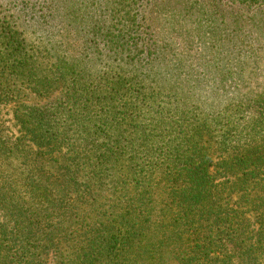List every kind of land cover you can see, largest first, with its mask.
<instances>
[{
  "label": "trees",
  "instance_id": "16d2710c",
  "mask_svg": "<svg viewBox=\"0 0 264 264\" xmlns=\"http://www.w3.org/2000/svg\"><path fill=\"white\" fill-rule=\"evenodd\" d=\"M8 6L0 106L60 98L21 104L23 138L0 127V157L22 160L0 171V264H235L218 227L240 220L217 204L208 145L222 133V173L264 171V0ZM255 208L261 236L264 198Z\"/></svg>",
  "mask_w": 264,
  "mask_h": 264
},
{
  "label": "rangeland",
  "instance_id": "374dc122",
  "mask_svg": "<svg viewBox=\"0 0 264 264\" xmlns=\"http://www.w3.org/2000/svg\"><path fill=\"white\" fill-rule=\"evenodd\" d=\"M12 2L13 0H0V15L14 13V11H9L10 7L8 6V4H12ZM24 94L25 95L22 96L20 102L18 100L17 102L3 104L0 106L1 131H3L5 137H10L13 139V141L25 136L23 130L18 125L15 118L17 111H19V108H21V104H25L26 106L30 107L34 106L46 108L50 107L57 99L60 98L59 95H56L52 98L42 99L30 91H25ZM221 135L222 133L220 132L213 133V142L208 145L212 157L211 172L213 174L214 181L213 194L215 195L217 204L219 206L232 210L234 212L233 215L237 216L240 220L239 225L235 226L234 231L230 229V225L228 223L224 225L221 224L218 227L220 231V237L225 242H228V244H226L228 249L227 254H229L231 256L230 258H233L235 264H237L238 261L239 263L242 262L244 257H257L259 255L258 248L264 244V233L263 235L259 236L260 226L259 224L257 225V219L255 218V214H253V211L257 210L255 206L259 203V199L264 198V171L258 174L256 178L249 180L246 177H244L242 180H239L236 178V176L222 173L220 169L222 153L220 152L219 147H217L218 141L220 140L219 136ZM77 139L78 137L75 138L74 141L76 142ZM27 146H30V144ZM114 146L115 149H111L110 153H122L127 151L124 144L118 145L114 143ZM28 148L31 149V146ZM28 148H26V150H29ZM126 154H131V150L127 151ZM7 159H9V162H4ZM11 162L14 166L18 165V167H21V159H15L14 157H6V159H4L2 156L0 157V171H7V165ZM126 164L127 162L125 161L124 164L121 162L118 165V169L121 170V173H123V168L126 166ZM145 164H147V161H145ZM238 182H240L242 185ZM245 182L247 183L245 184ZM128 188H131V185H129ZM210 226L211 225L205 229L206 232H210ZM49 227L60 230L64 228L62 224L58 222L49 223ZM212 227H214V225H212ZM218 229L214 227L212 228V231H215L217 234L216 231H218ZM231 243L235 244V246ZM259 256H261L262 261H264V255ZM167 258V264H181V261L175 259L173 256H168ZM44 260L45 264H55V254L50 253L48 256H44Z\"/></svg>",
  "mask_w": 264,
  "mask_h": 264
}]
</instances>
